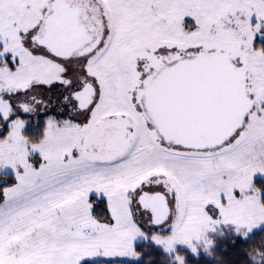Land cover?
<instances>
[{
  "label": "rangeland",
  "instance_id": "obj_1",
  "mask_svg": "<svg viewBox=\"0 0 264 264\" xmlns=\"http://www.w3.org/2000/svg\"><path fill=\"white\" fill-rule=\"evenodd\" d=\"M45 1L0 0L1 94L39 81L40 61H25L12 36L31 22L24 6ZM99 2L111 24L110 51L95 64H106L99 73L103 114L122 104L115 61L120 52L152 39L199 40L228 9L253 11L264 21V0ZM251 68L264 90V45ZM262 100L242 140L211 157L170 154L140 135L123 157L91 165L68 158L70 145L62 131L52 130L40 144H27L17 125L0 138V264H140L142 257L146 264L157 259L158 264H219L227 248L235 258L243 255L249 264H264ZM162 182L173 186L177 203L168 230L149 239L133 222L132 206L137 211L140 190Z\"/></svg>",
  "mask_w": 264,
  "mask_h": 264
},
{
  "label": "flooded vegetation",
  "instance_id": "obj_2",
  "mask_svg": "<svg viewBox=\"0 0 264 264\" xmlns=\"http://www.w3.org/2000/svg\"><path fill=\"white\" fill-rule=\"evenodd\" d=\"M98 2L48 0L24 6L31 22L23 32L12 36V40L29 64L40 61L42 73L39 81L30 87L0 93V103L6 106L4 111L0 110V138L7 137L19 124V132L27 144H40L49 139L52 130L53 133L62 131L70 145L68 158L91 165L123 157L140 135L161 151L197 157L220 155L234 142L242 140L247 124L237 130L229 142L216 149L194 150L175 145L167 141L156 126L160 112L156 108L153 112L149 98L163 74L179 63L193 60L199 54L212 56L234 51L232 65L245 71V96L254 102L253 112L256 111L263 105L264 97V90L258 87L257 76L251 68V62L264 45V21L260 15L255 16L253 11L250 13L242 8L228 9L207 27L199 40L152 39L120 52L115 61L120 73L122 104L115 112L103 114L106 111L103 104L105 92L99 73L105 72L103 65L106 64L96 67L95 64L99 57L110 51L111 24L109 15ZM105 79L107 83L112 82L107 76ZM147 189L140 190L136 197L138 209L136 211L132 206V220L143 236L161 238L170 226V217L177 203L172 195L173 186L166 187L162 182ZM155 194L165 197L168 208L165 219L159 224L154 218L159 220L161 216H154L156 205L150 201ZM257 247L255 250L259 251ZM261 249L264 253V246ZM141 260L144 261L140 264L148 261L145 257ZM157 261L155 264L159 263ZM229 263L249 264L243 255L235 258L233 251L227 248L219 264ZM79 264L103 263L87 260Z\"/></svg>",
  "mask_w": 264,
  "mask_h": 264
},
{
  "label": "water",
  "instance_id": "obj_3",
  "mask_svg": "<svg viewBox=\"0 0 264 264\" xmlns=\"http://www.w3.org/2000/svg\"><path fill=\"white\" fill-rule=\"evenodd\" d=\"M233 53L199 54L159 79L149 101L153 112L155 108L160 112L156 126L167 141L194 150L216 149L247 123L246 131L249 130L254 102L245 96V71L232 65ZM151 198L156 205L154 216H161L159 220L154 218L159 224L168 213L165 197L155 194Z\"/></svg>",
  "mask_w": 264,
  "mask_h": 264
},
{
  "label": "trees",
  "instance_id": "obj_4",
  "mask_svg": "<svg viewBox=\"0 0 264 264\" xmlns=\"http://www.w3.org/2000/svg\"><path fill=\"white\" fill-rule=\"evenodd\" d=\"M1 178V177H0Z\"/></svg>",
  "mask_w": 264,
  "mask_h": 264
}]
</instances>
